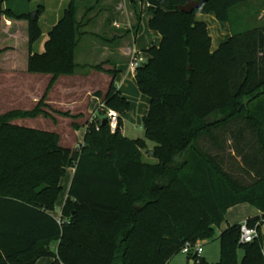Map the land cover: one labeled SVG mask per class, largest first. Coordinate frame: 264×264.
Returning a JSON list of instances; mask_svg holds the SVG:
<instances>
[{"label": "trees", "instance_id": "trees-1", "mask_svg": "<svg viewBox=\"0 0 264 264\" xmlns=\"http://www.w3.org/2000/svg\"><path fill=\"white\" fill-rule=\"evenodd\" d=\"M9 1L0 0V72L7 69L5 57L13 71H24L16 53L23 32L27 73L52 76L48 91L61 76H73L84 19L93 8L79 21L81 3L71 1L44 53L34 54L42 37L39 19L16 16L5 8ZM142 1L153 16L150 29L162 37L136 71L138 90L150 99L142 120L145 140L155 143L158 163L143 161L145 140L123 135L122 115L132 105L117 89L113 71L107 94L96 96L120 114L119 129L112 134L96 121L77 150L63 148L57 133L13 124L49 118L43 103L1 116L0 264L42 258L54 264H170L187 243L216 237L217 264H264V23L234 32L213 52L208 27L196 16L213 14L234 29V11L251 0H195L204 5L193 14L179 9L187 0ZM6 21L23 27L7 32ZM69 168L75 175L59 221L51 213ZM242 204L263 213L246 222L258 232L251 243L241 242V224L217 232L228 211Z\"/></svg>", "mask_w": 264, "mask_h": 264}, {"label": "crops", "instance_id": "crops-1", "mask_svg": "<svg viewBox=\"0 0 264 264\" xmlns=\"http://www.w3.org/2000/svg\"><path fill=\"white\" fill-rule=\"evenodd\" d=\"M76 1L84 5V8L86 9L88 7L85 6L92 3L90 4L89 8H93L90 11L92 15L89 17V19H84L86 20L84 21L85 26L82 29L84 35L80 39L75 51V61L78 65V69L73 76H61L58 78L53 87L48 91L49 84L52 80L51 76L44 92H40L41 90L36 93L31 92L30 96L33 100V104L37 107L40 103H43L46 107L44 108V111L50 115L54 114L53 111L58 113L63 112L56 107L65 106L69 110L64 111V114L61 116V118L71 120L70 118L73 117H81V120L86 119L93 115L100 105L104 104L103 100L97 97L96 94H107L109 86L113 80L112 76L108 74V72L113 71L116 73L115 84L117 89L130 101L132 108L133 104L131 97H135L141 102L144 101V103L149 102L150 105V99L148 97L145 96L147 99L141 97L142 94L139 92L136 83V73L132 72L130 69V63L135 53H141L148 59L149 55L147 51L153 47H159L162 42L161 35L150 29L149 23L153 16L149 10V5L142 0H101L99 3H97V0ZM18 6L20 7L19 10L16 8ZM5 8L11 10L16 16H22L31 15L32 11L36 10V5L34 3L26 4L19 0H12L5 3ZM62 13L64 14V12ZM234 14L237 16L234 29H232L229 23L218 21L213 14H198L196 16L197 21L206 23L208 27V32L212 38L213 52L217 51L223 43L231 39L234 32H241L245 28H258L262 26L263 23L261 22H264V0H251L242 7L236 9ZM57 15L58 16L54 22L55 24H52L53 26H51V30L62 18V16L59 14ZM83 15L80 21L83 20ZM6 23L10 24L11 26L9 21H6ZM21 27L23 26H20L19 24L12 25L11 27H8L6 24L7 32L8 30L10 31V28L15 30L16 28ZM9 37H15L13 32H9ZM35 44L33 46V53H44V50H42L44 47H36L37 44ZM83 44L86 45V51L87 55L90 57V62L79 64L77 62V57L78 52L80 51V48ZM4 59L5 60H2V64H4L7 69L2 70L1 68L0 77L4 72L13 76L20 74V72L13 71L10 68L12 66L10 58L5 57ZM3 61L5 62L3 63ZM97 67H100L101 70H97ZM79 71H82V73H79ZM97 76H104L107 79L108 83L104 89L93 84L87 85L85 83V80L88 78H91L92 80L94 79L93 77ZM131 80H133L135 84V86L132 88L129 86ZM13 85L14 89L18 88L16 83ZM0 87H2L1 83ZM148 111L149 108L145 111L144 116L147 115ZM67 113H69L70 116L65 115ZM82 128H85V133L83 136L84 141L87 127L79 125L78 128L72 127V131L78 133ZM233 155L235 154L233 153ZM149 157L152 161H146L145 154L143 153V161L145 163H158L151 153L149 154ZM238 159V164H240V158ZM74 175L75 169L69 168L66 171V176L61 180L62 192L57 203V208L60 206L59 209H61L58 210V213H51V215L59 221L61 220V211L68 198V193ZM60 200L62 201L59 203ZM262 215V212L249 204H242L233 207L228 211L225 221L218 230V235L228 229L229 226L237 224L243 225L249 219L262 217ZM215 240L219 242L217 237ZM58 245V243L52 244V250L54 252H57ZM189 260L191 261L190 264H193L191 257H189ZM54 262L55 259L53 258H42L37 262V264H54Z\"/></svg>", "mask_w": 264, "mask_h": 264}, {"label": "rangeland", "instance_id": "rangeland-1", "mask_svg": "<svg viewBox=\"0 0 264 264\" xmlns=\"http://www.w3.org/2000/svg\"><path fill=\"white\" fill-rule=\"evenodd\" d=\"M23 3H34L36 5V10H33L32 13L38 11L39 9L42 10L41 15L39 16V26L42 30V37L36 42V47H44L42 50L45 51V44L49 39V31L51 30L52 24H55V20L57 18V14L62 16V12L69 6L72 0H19ZM18 3V1H17ZM21 3V2H20ZM92 4V3H90ZM88 4L85 7H89ZM19 5V4H18ZM19 10V6L16 7ZM43 8V9H42ZM86 8L84 5L81 4L80 12L78 14V20L80 21L82 15L85 13ZM92 15L90 12L86 20ZM61 18V17H60ZM59 20V19H58ZM84 20V21H86ZM261 23H264L263 21ZM24 33H19L17 40H16V53L19 57L24 61L26 57V52L28 51V46L25 44L24 38L22 36ZM25 36V35H24ZM27 39V38H26ZM23 61H20V67L22 65L24 71L20 72L16 76L9 75L6 72L1 74L0 83L2 84L0 90V116L14 111V110H21V111H33L36 108V105L33 104V100L31 99V92L36 93L38 91L44 92L49 79L50 75H39V74H29L26 72V67ZM25 62V61H24ZM77 62L79 64H85L90 62V57L87 55L86 45L83 44L78 52ZM21 67V68H22ZM82 71H79V73ZM88 72V71H87ZM52 78V77H51ZM94 79L88 78L85 80L87 85H95L100 88H103L107 85V79L104 76L101 77H93ZM18 82V83H17ZM17 84L18 88L14 89L13 84ZM109 85V84H108ZM16 86V85H15ZM131 88L135 86L133 80L130 81ZM17 90V91H16ZM144 99L145 96L141 95ZM133 108H131L130 112H127L122 115L123 118V134L124 137H127L129 140L136 141V140H145V133L143 130L142 120L144 118L145 111L149 108V102H141L135 97H131ZM147 99V98H146ZM57 109L63 111L58 113L53 111L54 114H51L49 118L45 116H40L38 118H30V119H18L13 122L14 125L30 128V129H37L46 132L57 133L61 136V146L63 148H70L72 150H77L83 145V136L85 133V128L80 129L81 131L73 132L72 127L74 125H82L88 128L92 123H95L93 120V115L89 116L86 119L81 120V117H73L69 119L61 118L64 114V111L69 110L67 107H56ZM73 110V109H70ZM67 115L70 116L69 113ZM59 122H58V121ZM57 121V123H56ZM56 123V124H55ZM146 141V140H145ZM147 143V150L143 153L145 154L146 161H152L149 157V154L153 152L155 148V143L146 141ZM229 149V147H228ZM154 153V152H153ZM227 154H230V149L228 150ZM155 157V154H154ZM239 159H237L238 161ZM238 163V162H237ZM239 166V165H238ZM230 169V168H228ZM236 170V169H235ZM236 171H240L237 169ZM239 173V172H237ZM241 177V175H240ZM244 183L249 184L251 181L245 180L242 178ZM65 181V180H64ZM65 184V182H64ZM63 199V198H62ZM62 200L59 201V203ZM60 206L57 208V213ZM218 232V230H217ZM199 240L197 244L202 246L203 254L201 258H204L210 264H217L220 261V242L215 240ZM240 257L242 253H239ZM191 261L189 260V256L180 253L178 254L170 264H190Z\"/></svg>", "mask_w": 264, "mask_h": 264}, {"label": "built area", "instance_id": "built-area-1", "mask_svg": "<svg viewBox=\"0 0 264 264\" xmlns=\"http://www.w3.org/2000/svg\"><path fill=\"white\" fill-rule=\"evenodd\" d=\"M147 61L148 59L141 53H135L130 63L131 71L136 73L139 68L147 63ZM105 117L108 120V126L110 127L111 133L115 134L119 129L120 114L115 110L107 108L105 104H102L94 113L93 120L102 123ZM241 233L242 243H251L258 237L257 229L249 228L246 223L242 225ZM181 253L191 258L195 256L200 258L203 254V248L198 244L187 243Z\"/></svg>", "mask_w": 264, "mask_h": 264}, {"label": "water", "instance_id": "water-1", "mask_svg": "<svg viewBox=\"0 0 264 264\" xmlns=\"http://www.w3.org/2000/svg\"><path fill=\"white\" fill-rule=\"evenodd\" d=\"M203 5H204V2H197L195 0H187L186 5L181 6L179 9H180V11L182 13H185V14H193L196 10L202 8ZM31 17H32L33 20H38L39 19V12L36 11V12L32 13L31 14ZM102 124L104 126H107L108 125V120H107L106 117L103 119ZM151 154L154 156V153L153 152H151Z\"/></svg>", "mask_w": 264, "mask_h": 264}]
</instances>
